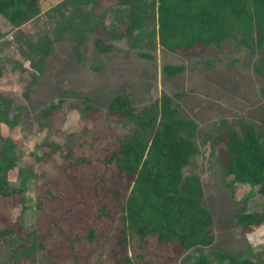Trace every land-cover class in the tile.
<instances>
[{"label": "trees", "instance_id": "trees-1", "mask_svg": "<svg viewBox=\"0 0 264 264\" xmlns=\"http://www.w3.org/2000/svg\"><path fill=\"white\" fill-rule=\"evenodd\" d=\"M43 3L0 0V14L17 26L37 16ZM152 7L159 44L183 57L201 56L210 45L233 38L229 27L233 24L247 33L242 43L264 44V0H154ZM131 8L119 29L95 36L96 50L112 52L118 50L114 40H131L140 25V7ZM84 36L71 45L78 61ZM164 69L174 75L182 67L166 65ZM86 102L84 121L67 133L54 125L62 113L61 100L40 111V124L56 129L64 141H51V152L35 156L36 162L52 161L57 166L55 175L37 172L33 165L19 169V179L35 182L31 231L22 215L12 217V211L24 204L25 186L9 180L17 162L13 139L2 143L0 246L8 248L16 264L31 251L43 264H212L201 253L188 256L192 249L214 240L213 217L202 203L200 180L183 174L197 150V123L180 115L168 95L146 108L135 106L123 94L112 96L104 110ZM124 120L133 124L130 134L112 125ZM212 146L226 175L256 186L264 197V145L253 124L243 123L240 130L223 128L213 137ZM235 218L249 232L264 223V211L242 208ZM215 256L227 264H264L225 252Z\"/></svg>", "mask_w": 264, "mask_h": 264}, {"label": "rangeland", "instance_id": "rangeland-1", "mask_svg": "<svg viewBox=\"0 0 264 264\" xmlns=\"http://www.w3.org/2000/svg\"><path fill=\"white\" fill-rule=\"evenodd\" d=\"M131 1L44 0L37 16L17 26L0 14V148L7 138L13 139L17 162L9 180L25 186L24 204L12 211V217L22 215L30 231L35 226V182L19 179V169L33 165L37 172L51 176L57 172L52 161H35L36 155L51 152V141H64L56 129L40 124L43 108L62 101L54 125L67 133L84 121L86 100L104 110L112 96L123 94L135 106L146 108L168 95L179 114L199 126L197 150L183 174L199 178L202 203L213 217V242L192 249L188 256L201 253L212 264H227L215 256L225 252L264 263V223L245 232L235 218L242 208L264 211V197L256 186L226 175L212 146L213 137L223 128L240 130L243 123L260 131L264 145V44L242 43L247 33L233 24L229 25L233 38L210 45L201 56L183 57L159 44L154 0ZM134 4L140 7V25L131 40H114L118 50L112 52L96 50L95 36L119 29ZM83 35L78 61L71 45ZM166 65L182 70L169 75ZM112 125L126 134L133 130L127 120ZM53 157L60 162L58 152ZM24 258L18 264H43L33 251ZM0 264H16L2 245Z\"/></svg>", "mask_w": 264, "mask_h": 264}]
</instances>
